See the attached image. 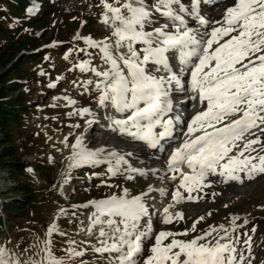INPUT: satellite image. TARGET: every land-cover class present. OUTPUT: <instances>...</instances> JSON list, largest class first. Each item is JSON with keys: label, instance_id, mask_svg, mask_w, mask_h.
<instances>
[{"label": "snow or ice", "instance_id": "1", "mask_svg": "<svg viewBox=\"0 0 264 264\" xmlns=\"http://www.w3.org/2000/svg\"><path fill=\"white\" fill-rule=\"evenodd\" d=\"M101 3L100 23L110 29V35L100 40L79 33L74 37L85 45L78 51L89 57L75 66L95 77L85 82L84 89L95 91L98 107L118 114L105 116L110 131L160 153L171 148L163 175L173 173L170 179L179 182L171 193L149 185L146 191L131 195L124 188L119 196L71 205L74 209H91L87 223L79 220L77 229L87 237L80 244L88 247L81 248L69 239L63 255L57 256L54 235H68L58 219L76 215L61 207L57 218L46 227L42 241L23 250L18 244L10 247L11 241L0 243V264H88L83 257L89 252L97 257L95 264H252V237L247 232L243 244L249 256L237 247L241 243L239 216L231 217L230 229L224 224L210 226L200 235L181 239L195 233L204 217L182 232H155L149 210L151 193L170 196L172 203L163 207L162 217L157 216L168 225L184 218L181 212L171 213L176 204L203 199L199 193L212 186L209 177H219L224 183H243L264 175V141L254 131L264 133V0H235L219 21L201 14L202 0H191L190 6L184 0ZM27 11L32 13L35 7ZM190 21L197 27L190 26ZM89 49L96 50L99 63H93ZM68 58L66 53L64 59ZM186 90L203 110L189 120L170 116L172 93ZM63 99L68 105L77 103L68 96ZM68 115L95 117L89 107ZM86 122L91 125L95 120ZM177 140L179 143L172 146ZM62 143L69 147L67 137ZM132 155L104 146L93 149L83 137H76L70 144L61 192L72 170L83 167L106 165V175L123 176L129 181L160 171L134 167L128 159ZM101 175L92 173L93 177ZM101 185L113 186L103 178ZM248 223L243 221L244 225ZM146 244H150L148 255Z\"/></svg>", "mask_w": 264, "mask_h": 264}, {"label": "rangeland", "instance_id": "2", "mask_svg": "<svg viewBox=\"0 0 264 264\" xmlns=\"http://www.w3.org/2000/svg\"><path fill=\"white\" fill-rule=\"evenodd\" d=\"M45 1L51 2H49L51 9L61 6L66 8L41 12L39 9L42 0H37V6H39L37 20L24 21L23 25H19L18 29L25 27L22 34L18 37H10V32L0 30V73L7 75L17 70L15 78L5 88L6 98L12 103H17L22 98L28 99L29 94L34 98L37 97L35 102L28 104L23 116L15 124L7 126L9 131H6L5 127H0V243L11 241L10 247L18 244L23 250L30 244L42 241L45 238L46 227L53 222L54 218H57L59 208L63 207L68 209L69 213L76 212V215L58 219L61 229L68 233L67 236L62 237L56 234L53 237L54 250L56 255L60 256L67 248L69 239L77 241L78 244L87 239L83 233L77 231L80 226L78 221L83 220L86 224L91 209H74L71 205H81L89 200L101 199L113 194L119 196L124 188H127L131 195L146 191L149 185L155 189H164L166 192H171L172 189L168 190L164 184L158 183L155 176L151 175V171L145 178L138 177L136 180L129 181L123 176L109 177L105 174L106 165H101L95 169L83 167L72 170L69 183L63 185V192H61L60 186L64 180L63 174L67 170L70 144L75 142L76 137H83L87 130V128L83 129L76 119H71L79 115L69 116L68 113L75 112L81 107L90 108V106V109L94 111L92 106H95L97 108L95 111L101 112L103 119H106L105 116L108 113L113 115L111 109L105 110L98 107L95 91H85V82L95 77L90 73L84 75L75 66L81 59L89 57L78 51L85 45L82 40H74V37L79 33L82 37L90 35L100 40L110 35V29L100 23L103 12L101 0ZM234 2L235 0H227L218 5L214 8L218 17L210 20H221L226 8L232 6ZM27 5L29 3L25 4ZM44 6L50 8L46 4ZM72 10L75 12L71 13ZM6 13L2 11L1 18ZM190 26L197 27L194 23ZM54 42L55 46H52ZM69 49L72 51L69 52ZM89 51L93 53V63H99L96 50L89 49ZM66 53L69 56L67 60L64 59ZM25 55L29 58L19 63ZM11 56L13 59L6 64ZM51 83H55L56 87H49ZM64 96L75 99L76 105H68L63 99ZM78 124V132L68 140L69 147H65L62 141ZM101 125L105 127L106 124L101 122ZM259 135L264 141V133ZM105 140L110 143L111 148L104 142ZM84 142L93 149L104 146L109 150L130 152L124 139L104 130L98 133L92 131L84 138ZM117 142L121 145L120 148ZM130 153L133 155L128 159L134 167L149 170H155L158 167L149 163L148 157L139 156L137 151ZM154 159L155 157L151 158L155 161ZM13 167L20 168L21 172H13ZM94 171L101 173V177H93ZM101 178L113 186L101 185ZM211 182L212 186L204 189L200 194L203 199L189 205L181 202V205H175L173 209H170L174 215L177 212L183 213L182 220H175L165 225L156 216L154 231L182 232L185 229H191L193 222L204 217L197 224L195 233L190 232L187 237H179L191 239L195 235L202 234L210 226L218 227L224 224L230 229L231 217L239 216L241 219L237 221V224L242 227L239 229L241 243L237 245L238 249H244V254L249 256L243 244L246 238L243 234L247 232L252 237V252L249 256L252 264H264L262 256L264 253V210H262L264 209V175H258L251 180L245 179L243 183L234 181L224 183L219 177H213ZM25 189L29 192L25 193ZM213 193L216 195L213 196ZM167 198L162 201V204H160L161 201L155 203L156 200L152 198L151 203L154 208H161L164 204H169ZM256 209L259 211L257 212ZM222 211L223 215L220 213ZM209 213L211 215H208ZM245 219L249 222L247 225L243 224ZM253 228H255L254 232ZM215 235L214 233L213 236ZM167 242L169 241H165ZM149 246L150 244L145 246V255L149 254L147 252ZM80 247L86 248L88 245L80 244ZM83 259L88 264H95L97 257L89 252Z\"/></svg>", "mask_w": 264, "mask_h": 264}, {"label": "trees", "instance_id": "3", "mask_svg": "<svg viewBox=\"0 0 264 264\" xmlns=\"http://www.w3.org/2000/svg\"><path fill=\"white\" fill-rule=\"evenodd\" d=\"M28 2H31V0H0V30L4 29V31H7L8 33L10 32V37H18L20 34H22L23 27L18 29V26L22 25L25 19L27 20L22 10L25 7L24 5ZM2 11L7 12L4 16V22L3 18H1ZM15 21H18L19 25L15 23ZM25 58L27 59V55H25L24 59H21L19 63H22ZM12 59L13 57L11 56L10 60L6 64H8ZM16 72L17 70H13L7 75H5V73H0V127H5L6 131H9L7 126H12L23 116L28 104L35 101V98L32 97L30 94L28 96L26 95L28 99L22 98L17 101V103H12L9 101V99L6 98L5 88L8 86L7 84L11 82L13 78H15ZM26 100L28 101L26 102ZM13 172L17 173L21 172V170L18 167H13ZM23 190L24 188L22 189V191ZM27 192L29 191L26 190L25 193ZM256 210L257 212L259 211L258 209ZM262 256L264 257V253Z\"/></svg>", "mask_w": 264, "mask_h": 264}, {"label": "bare ground", "instance_id": "4", "mask_svg": "<svg viewBox=\"0 0 264 264\" xmlns=\"http://www.w3.org/2000/svg\"><path fill=\"white\" fill-rule=\"evenodd\" d=\"M86 117L87 116H85V117H72L71 119H76V120H78L79 122H81L82 120H84V119H86ZM79 125V124H78ZM66 128V127H65ZM64 128V130L66 131V129ZM68 128V127H67ZM68 130H69V128H68ZM79 130V127H76V128H73V129H71L70 130V132H69V134H67V138H68V140H70L71 138H72V136L77 132ZM80 130H81V128H80ZM68 133V132H67ZM104 140V139H103ZM102 140V141H103ZM108 140V139H107ZM113 140V139H112ZM106 144H108V147H110L109 145H110V143H107V141L105 140L104 141ZM118 143V142H117ZM115 147H116V145H114ZM117 146H118V148H120V146L121 145H119V143L117 144ZM111 148V147H110ZM155 161H158V160H160V158L159 157H155V159H154Z\"/></svg>", "mask_w": 264, "mask_h": 264}]
</instances>
